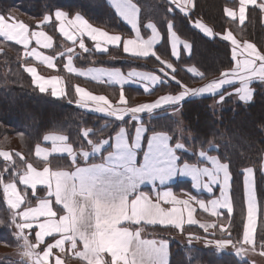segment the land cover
Segmentation results:
<instances>
[{
    "label": "snow or ice",
    "instance_id": "1",
    "mask_svg": "<svg viewBox=\"0 0 264 264\" xmlns=\"http://www.w3.org/2000/svg\"><path fill=\"white\" fill-rule=\"evenodd\" d=\"M111 3L117 13L131 24L137 39L122 41L121 35L109 34L99 27H94L78 11L71 15L70 10L56 8L45 14L41 23L47 24L53 21L54 17V21L58 23V31L73 43L78 39L79 48L85 53L91 52L83 39L87 36L94 42L97 52L106 53L108 46H118L122 43L125 54H131L136 58L155 57L161 65L159 72L162 75L145 72H129L125 75L118 69L104 72L103 75H106L110 82L120 86L118 101L115 104L104 95H94L79 86L75 88L76 98L68 99L69 103L80 109L114 118L116 121L123 122L128 117V123L135 124L134 132L129 136L128 128L121 126L114 137L100 135L93 139L96 136L94 129L85 127L81 132L83 142L78 147L69 143V137L66 135L44 136L45 141L51 140L54 145L57 141L62 142L63 146L53 147L52 152L66 153L70 158V167L67 170L52 171L45 166L42 171H38L31 163L27 164L26 172L19 175V182L30 187L34 194L37 185L45 186L48 193V198L41 199L38 207L28 205L17 193L16 183H5L4 177L0 175L5 201L13 210L11 223L15 226L17 237L24 240V255L30 259L31 264H48L53 250L64 251V245L67 243L76 257L85 264H170L169 241L143 238L145 225H160L180 232H184L185 225H198L204 235L189 232L187 234L189 246L193 241L203 240L205 247L211 248L217 255L231 248L236 257H244L249 246L255 248L254 233L257 231L258 214L264 212L258 202L255 186L256 169L253 167L243 169L246 217L242 226V237L233 239L231 224L234 203L229 194L231 180L229 164L203 150L192 155L206 159L210 167L198 166L196 163L182 160V154L189 153L186 143L176 139L168 131L149 129L142 120V114H150L153 110L166 107L172 110L174 116H179L183 112L182 103L189 98L205 95L219 94V102L222 103L226 95L221 90L225 89V86L237 83L240 86L227 95L235 94L239 101L251 103L255 91L250 85L256 81L264 82V50H257L254 44L245 42L243 51L247 53V58L241 63L237 59L239 42L231 31L226 34L214 32L201 20H195L193 27L204 36L209 38L219 36L220 39L229 41L234 46L231 55L235 64L230 69L222 71L218 79L202 87L192 88L178 79L174 65L162 59L154 50L158 35L157 25L149 22L146 27L151 30L152 36L146 40L142 39L135 19L137 6L131 3V0H111ZM170 3L175 5V9L170 8L169 11L178 10L184 17H189L196 8L195 0H170ZM249 5L264 12V0L260 3H257V0H239L241 24L244 23L246 8ZM225 13L232 19L237 17V13L230 8H226ZM167 29L172 39V54L175 56L176 44L180 38L173 30L174 20L167 21ZM30 35L37 37V44H40L39 37L44 33H30L26 23L0 14V36L14 40L27 48ZM43 46L51 47V37H48V42ZM184 48L190 50L191 44L184 42ZM73 51V48H69L66 53H61L67 55L65 67L69 72H77V69L72 67ZM25 55L40 58L42 54L32 49ZM42 59L49 67L53 66V57L43 56ZM26 71L31 74L32 82L40 93H46L48 86H51L53 97L66 96L64 89L56 87L60 77L45 79L37 75L34 67H28ZM187 71L203 78L204 74L196 72L195 68H189ZM78 74L86 75L83 72ZM133 77L136 78L135 81L131 80ZM93 78L98 79V77ZM144 81L153 85L174 84L175 90L153 102L130 106L126 102L124 86L130 82ZM145 91H148L147 87ZM106 146H110L111 150H107L105 154ZM41 151L38 145L36 155L40 156ZM97 154L99 162L91 161L90 157ZM0 156L7 159L9 154L0 152ZM44 159L47 160L48 157L45 156ZM260 172L264 175V162L261 164ZM177 176L191 177L194 189L202 188L209 194L214 193V189L218 186L219 195L205 200L185 192L183 195L187 198L180 199L170 189L159 190L157 182L159 186H165ZM145 184L152 185V192L141 190V186ZM52 198L54 201L50 203ZM21 205L25 206L21 208ZM54 205L62 207L54 211ZM195 206L218 220L224 215L226 222H199L194 217L197 210ZM221 209L226 212L222 213ZM41 217L44 218L43 221L40 220ZM26 229L34 230L35 243L24 235ZM217 232L220 233L219 236ZM57 234L60 236L59 239H55ZM45 237H53L55 243H46ZM78 244H82V250L78 249ZM41 245L44 247L40 248ZM260 248L261 255H264V234L260 236ZM55 264H62L58 257L55 259Z\"/></svg>",
    "mask_w": 264,
    "mask_h": 264
},
{
    "label": "trees",
    "instance_id": "2",
    "mask_svg": "<svg viewBox=\"0 0 264 264\" xmlns=\"http://www.w3.org/2000/svg\"><path fill=\"white\" fill-rule=\"evenodd\" d=\"M140 10L141 27L148 21L157 25L162 34V42L157 52L159 55L168 53L167 21L174 20V31L177 35L191 44V52L182 55L175 62L177 78L189 87L202 81L216 78L222 71L234 66L231 46L219 37L208 38L193 27L191 20L199 19L211 26L214 32L223 33L230 28L240 40L255 43L264 50L263 28L260 11L256 7L248 9L246 22L238 27L224 16V8L230 3L227 0H195L196 8L189 17H184L179 11H169L171 4L167 0H132ZM70 10L71 15L77 11L85 16L93 25L110 33L131 36V29L124 24L108 4L107 0H0V14L15 12L26 20L31 28L42 20L45 14L55 10ZM51 36L54 46L48 51L50 54L60 53L67 46L63 43L56 30L55 22L42 26ZM91 48V43L86 42ZM22 48L14 43L0 39V149L11 151L13 163L9 168L0 162V175L4 181L11 180L13 173L23 169L24 163L31 161L37 166L43 162L33 156L35 145L41 143L46 133H60L69 137V143L78 147L83 138L81 132L85 127L94 129L96 136L109 137L126 122H118L113 118L99 116L86 112L68 99L75 100L74 85H82L89 90L108 96L115 102L119 96V88L96 84L66 74L59 69L64 79V98H55L50 93H40L31 77L24 70ZM109 57L114 61H107ZM125 58L120 48H111L106 54H97L93 50L83 56H76L79 66L91 64L128 68L152 69L159 64L152 58L143 60ZM193 66L203 78L192 77L183 68ZM127 103L134 106L138 100L154 99L155 97L175 90V85H160L148 94L138 88H124ZM254 99L251 103L235 102L225 99L223 109L219 114L213 113L210 106L214 97L190 98L182 103L181 120L185 131L191 134V143L186 145L193 151L206 150L229 164L231 174V193L234 201V213L231 227L233 238L241 237L243 226L242 208V180L243 169H256V191L262 204L264 200V175H261V163L264 156V87L254 86ZM160 111L152 117L149 129L168 131L176 138L179 127L178 121ZM110 147L107 146L105 153ZM91 161L99 160V155L90 157ZM183 160L193 162L194 157L183 155ZM70 158L53 157L48 163L51 167H70ZM6 170V172H4ZM22 189V188H21ZM24 190V189H22ZM25 192L29 194V191ZM42 194L41 189L37 190ZM12 211L7 206L2 185H0V264H29L22 260L4 255L7 252L21 249V239L16 235L15 226L11 223ZM145 231L169 240L170 264H250L247 260L236 257L234 253L217 255L212 250L183 245L171 240L179 231L170 227L145 226ZM184 232L201 234L194 227H187ZM181 232V233H184ZM72 264H83L69 260Z\"/></svg>",
    "mask_w": 264,
    "mask_h": 264
},
{
    "label": "crops",
    "instance_id": "3",
    "mask_svg": "<svg viewBox=\"0 0 264 264\" xmlns=\"http://www.w3.org/2000/svg\"><path fill=\"white\" fill-rule=\"evenodd\" d=\"M169 3H170V0H167ZM230 4L228 6H226L224 8V16L231 22H233L234 24H236L238 27L242 26L246 20H247V14H248V9L251 8V7H255V6H252V5H249L247 8H246V14H245V20H244V23L241 24L240 21H239V0H227ZM108 4L111 6V8L114 10V12L116 13V15L118 16V18L124 23L126 24L132 31V35L131 36H122V41L124 39H137L136 37V33L135 31L132 29V26L131 24H129L127 21H125L118 13H117V10L116 8L112 5L111 3V0H107ZM261 0H257V3H260ZM131 3L135 4L132 0H131ZM171 4V3H170ZM136 5V4H135ZM137 6V5H136ZM171 8L172 9H175V5H172L171 4ZM226 8H230L232 10H234L236 13H237V17L236 19H232L230 17H228L225 13V9ZM257 8V7H256ZM137 9L138 11L135 13V19L137 20L138 22V26H139V29H140V37L142 39H148L152 36V33H151V30L148 29L146 27V25L151 22V21H148L144 24L143 27H141L140 25V10H139V7L137 6ZM259 9V8H258ZM178 11V10H177ZM260 19H261V25H262V28H263V37H264V12H262L260 9ZM5 15L6 17H11L13 20H18L20 22H24L26 23L28 26H29V32H43L44 35L43 36H40L39 37V40L41 41L40 44H37V37L35 36H31L30 35V39H29V43H28V47L25 48L23 45L21 44H18L16 41L14 40H9L8 38L4 37V36H0V39H2L3 41H7V42H11V43H14L18 46H20L23 50H22V59L23 60H26L27 62L25 64H23V68L24 70L26 71V69L28 67H34L36 68L37 70V75L39 76H43L45 79H51L52 77H55V76H58L60 77V80L59 82L57 83L56 87L58 89L62 88L64 89V92H65V84H64V79L62 78L61 74L59 73V69H62V71L66 74H70L74 77H77L79 79H82V80H85V81H89V82H92V83H96V84H102V85H106V86H109V87H116V88H119L120 89V86L115 84V83H112L108 80V77L106 75H103L104 72L106 71H110V70H115V69H118L120 70L122 73H124L125 75H127L129 72H145V73H154V74H157V75H162L160 72H159V68L161 67L159 61H157L155 59V57H152L159 65L156 66V67H153L152 69H142V68H128V69H123V68H120V67H111V66H104V65H97V64H91V65H87V66H79L76 61H75V57L76 56H83L85 54V52H83L82 49L79 48V42H78V39L76 41V43H73L72 41H69L66 37H64L59 31H58V23H56L54 21V17H53V21L55 22V25H56V30L58 32V34L60 35V37L63 39V43L67 46L66 50L64 49L62 52L60 53H55V54H50L48 53L49 50H51L54 46V41L53 39L51 38V47L49 48H45L43 45L44 43H47L48 42V37H51L43 28L42 26L46 25V24H42L40 20L39 22H36L35 24V27L34 28H31L30 24L24 20L23 18H21L20 16H18L15 12L13 11H9L7 12L6 14H3ZM74 15V14H73ZM87 19V18H86ZM196 19H193L191 20V24L193 25V22L195 21ZM11 22V21H10ZM52 22V21H51ZM49 22V23H51ZM47 23V24H49ZM91 23V22H90ZM153 23V22H152ZM92 24V23H91ZM93 25V24H92ZM94 27H97L95 25H93ZM102 29V28H101ZM104 30V29H102ZM174 30V29H173ZM105 31V30H104ZM214 31V30H213ZM228 31H231L233 36L238 40L239 42V47L237 48V59L242 63L246 58H247V53H245L243 51L244 49V43L245 42H249V43H252L254 44V46L257 48V50H261L259 49V47L251 42V41H247V40H240V38H238L234 33L233 31L228 28L227 30H225V32L221 33V34H226ZM109 34H116V33H110L108 32ZM157 37H156V43L154 45V50L157 52V49L159 47V45L161 44L162 42V34L160 33V31L158 30L157 28ZM177 34V33H176ZM117 35H120V34H117ZM178 36V35H177ZM217 37V36H216ZM180 38V37H179ZM209 38V37H208ZM214 38V37H213ZM84 39V42H85V45L87 47V44L86 42H89L91 43V50H93L95 53L97 54H106V53H102V52H97L95 51V48H94V42L91 41L87 36L83 37ZM167 40H168V53L166 55H162L161 58L168 61V62H171L174 67H175V62L179 60V58L184 54V55H189L190 52H191V49H185L184 48V42H187L189 43L188 41L186 40H183V39H179V42H177L176 44V48H175V51L177 53V55L173 56V48H172V39L170 38V35H169V32H168V29H167ZM229 43V45L231 46V50L234 46L231 45V43L229 41H227ZM190 44V43H189ZM69 48H73L74 51L72 53L73 55V63H72V67L77 69V72H69L67 70V68L65 67V64L67 63V55H61V53H66L67 50ZM111 48H120L122 50V53L123 55L125 56V58H121V59H118L119 61H127L128 59H138V60H143V59H146V58H136L134 56H132L131 54H125L123 52V45L122 43L118 46H108V51L109 49ZM32 49H35L38 53H41V57L38 58L36 56H33V55H25L26 52H31ZM158 54V52H157ZM159 55V54H158ZM43 56H49V57H53V66L52 67H49L48 64L42 59ZM149 58V57H148ZM116 60L115 58H112V57H109L107 59V61H114ZM234 64H235V61H234ZM176 68V67H175ZM189 68H194L193 66H186L184 67L183 69L189 74L191 75L192 77H198L196 75V73L194 72H189L187 71ZM170 71V70H169ZM226 71V70H225ZM27 72V71H26ZM79 72H83V73H86V75H79L78 73ZM196 72L197 69H196ZM28 73V72H27ZM28 75L31 77L32 79V76L31 74L28 73ZM220 76V75H219ZM216 77V78H213V79H210L208 81H202V82H199L197 83L195 86H192V88H199V87H202L204 86L205 84L211 82L212 80L214 79H218L219 78ZM93 77H98V79H94ZM199 78V77H198ZM135 77L131 78L132 81H135ZM103 81V82H101ZM256 84H259V85H262L264 87V82H259V81H256L254 83H252L250 86L254 89V86ZM79 86V87H83L86 91H91L94 95H104L106 96L105 94H102V93H99V92H95V91H92V90H89L88 88L82 86V85H79V84H75L74 85V93H75V88ZM158 86L160 85H153L152 83L148 82V81H144V82H130L129 84H126L124 86V88L126 87H132V88H138L140 89L143 94H148L150 92H152L155 88H157ZM240 85L237 83V84H234L232 86H225V89H222L221 91L222 92H225V95L228 97H230L229 99L235 101V102H240V103H243L245 104V102H241L239 101L238 97L233 94V95H227L228 92H234V89L236 87H239ZM145 87H147L148 91H145ZM120 91V90H119ZM48 93L51 94V86H48ZM166 94H169V93H164V94H161L157 97H155L154 99H146V100H138L136 102L135 105H138L140 103H150V102H153L155 101L156 99L160 98L161 96L163 95H166ZM214 96V95H213ZM212 96V97H213ZM108 97V96H106ZM119 97V96H118ZM202 97H211L209 95H205V96H202ZM56 98V97H55ZM75 98H76V93H75ZM109 98V97H108ZM200 98V97H199ZM110 99V98H109ZM190 99V98H189ZM111 100V99H110ZM188 100V99H187ZM118 101V98L117 100ZM115 101V102H116ZM115 102H113L115 104ZM126 102H127V99H126ZM219 102V101H218ZM134 105V106H135ZM86 112H89L91 114H95V115H99V116H104L103 114H100V113H96V112H92L90 110H87V109H82ZM160 111H165V113H167L168 115H170L171 117L172 116V110L169 109V108H166V107H162L161 109H156V110H153L152 113H146V114H142V120L143 122L145 123V125L149 128V122L151 120L152 117H155L156 115H158V113ZM172 113V114H171ZM104 117H107V116H104ZM111 118V117H109ZM174 118V117H173ZM114 119V118H113ZM176 119V118H175ZM118 122H121V121H118ZM123 122H126L125 125H121V126H125L128 128V134L129 136H132L133 135V132H134V127H135V124L132 123V124H129L128 123V117L125 118V121ZM121 122V123H123ZM183 123V122H182ZM120 126V127H121ZM178 130V129H177ZM185 130V129H184ZM118 131V130H117ZM116 133V132H115ZM115 133L112 135V137H114ZM151 134V133H149ZM179 134V132H178ZM177 134V131H176V139H179V135ZM51 136V135H63V134H60V133H46L44 136ZM43 136V137H44ZM114 142V141H113ZM144 144L146 146V139L144 141ZM40 146V148L42 149L41 151V154L40 156H37L36 155V148L37 146ZM63 146L62 145V142H59L57 141L55 143V145L53 144V142L51 140L49 141H45L43 138H42V141L41 143H38L37 145H35L34 147V151H33V156L34 158L37 160V161H41L43 162V165L40 167V166H37L36 164H34L33 162L31 161H26L24 163V167L23 169H20L19 171H16L14 172L16 175H13V178L11 180H8V181H5V183L7 182H15L16 183V186H17V193L19 195L22 196V198L25 199L26 203L32 207H38L39 206V201L41 199H46L48 198V193H47V190H46V187L43 186V185H37V189L35 191V194L33 193V190L30 188V187H26L25 185L21 184L19 182V175H22L26 172L27 170V164L31 163L33 165V167H35L38 171H42L43 170V167L45 166H48L50 168V170L52 171H56V170H67L68 168H65V167H57V168H53L49 165L48 161L50 158H53V157H68L66 153H58V152H52V148L53 147H61ZM187 146V145H186ZM107 147V146H106ZM110 147V146H109ZM188 147V146H187ZM47 150V151H43V150ZM188 149H191V147L189 146ZM111 150V148L109 149ZM201 151V150H198V151H191L189 150V153L187 154L188 156H193L194 157V160L193 162H190V163H196L198 166H211L210 163L206 160V159H203V158H200L198 155H192V153H197ZM203 151H206V150H203ZM0 152H7L9 154L8 158L6 159L5 157L3 156H0V162H4L6 164V166L10 167L13 163V160H12V155H11V151L9 150H1L0 149ZM207 152V151H206ZM106 154V153H105ZM183 155L185 154H182V160H183ZM209 155H213V154H209ZM47 156L48 159L45 160L44 157ZM216 156V155H214ZM69 158V157H68ZM93 162H99V160H96V161H93ZM223 162V161H222ZM11 163V164H10ZM225 163V162H224ZM231 175V174H230ZM244 176H243V180H242V196H243V201H242V208H243V223L245 222V217H246V204H245V198H244ZM192 184H193V181L191 179V177L189 176H177L175 178H173V180H170L167 185L165 186H159L158 182H157V185H158V188L159 190L163 191L165 190L166 188L167 189H170L172 190L178 198L180 199H186L187 197L184 196L183 194L185 192H190L192 195H196L198 198H202V199H210V198H214L215 196H218L219 195V187L217 186L215 189H214V193L212 194H209L207 193L204 189H194L192 187ZM255 186H256V182H255ZM24 190H22V189ZM41 189L43 191V193L40 195L37 193V190ZM26 191H29L30 193L27 194ZM141 190L142 191H145V192H152V185L151 184H145V185H142L141 186ZM2 191H3V185H2ZM229 194L233 200V197H232V193H231V180H230V191H229ZM3 196H4V193H3ZM5 200V198H4ZM54 201V198H52V200H50V203H52ZM6 202V201H5ZM258 202L261 206L262 209H264V200L261 204L260 200H259V197H258ZM234 203V201H233ZM7 204V203H6ZM8 206V205H7ZM25 205H21V208H23ZM165 207H170L169 205H164ZM9 207V206H8ZM62 206H53V210L56 211L57 208H61ZM177 207H180V206H177ZM196 207V213H194V217L199 221V222H202V223H208V222H216V223H220V222H226L225 221V217L224 215H222L220 217V219L218 220L217 218L215 217H211L210 215H208L207 213H203L202 210H200L198 208V206H195ZM10 208V207H9ZM11 209V208H10ZM12 213H13V210L11 209ZM222 213H225L226 210H223L221 209L220 210ZM62 214V213H61ZM185 215H186V212H185ZM58 218V217H57ZM41 221L44 220L43 217L40 218ZM145 226H148V225H145ZM156 226H160V225H156ZM135 227V226H134ZM152 227V226H150ZM160 227H163V226H160ZM187 227H194L196 229H198L199 231H201L202 233L199 234L201 236L204 235L202 229H200L198 227V225H192V226H189V225H185V228ZM38 230V229H36ZM179 231V230H178ZM211 231V230H210ZM189 232H184V233H181L179 231V234L183 235L185 238H187V234ZM193 233V232H191ZM179 234H176V235H179ZM264 234V212H262L261 214H258V218H257V231L254 233V235L256 236V245H255V248L253 249L252 247L249 246L248 248V252L247 254L244 256L245 259H242V260H246L250 263V264H264V255H261V251L262 249L260 248V236ZM24 235L28 236L29 240L32 242V243H35V232L34 230H28L26 229L24 231ZM217 235L219 236L220 233L217 232ZM175 236V235H174ZM173 237V236H172ZM241 237H242V233H241ZM60 236L57 234L55 236V239H59ZM143 238H147V239H166V238H160L158 237L157 235H154V234H150L148 232L145 231V228H144V233H143ZM21 239V238H20ZM55 239H53V237H45V241L46 243H55ZM234 239V238H233ZM168 240V239H167ZM169 241V240H168ZM203 241V240H201ZM197 242V241H196ZM44 245H41L40 248H43ZM194 247H197V248H203V249H208V250H212V249H209V248H204V247H199V246H196L194 245ZM21 249L25 251V248H24V240L21 239ZM78 249L82 250V244H78ZM39 251V249H37ZM227 251H232L231 248L227 249L225 251V253H232V252H227ZM224 253V252H223ZM59 258L62 262V264H72L70 262H68L69 260H75V261H78V262H81L83 264H85L84 261L80 260L78 257H76L75 255V252L73 250L70 249V246L66 243L64 245V251H61L60 249H54L53 250V253L50 255L49 257V260H48V264H55V259L56 258ZM240 258V257H239ZM241 259V258H240Z\"/></svg>",
    "mask_w": 264,
    "mask_h": 264
},
{
    "label": "rangeland",
    "instance_id": "4",
    "mask_svg": "<svg viewBox=\"0 0 264 264\" xmlns=\"http://www.w3.org/2000/svg\"><path fill=\"white\" fill-rule=\"evenodd\" d=\"M196 20H199V19H196ZM202 21V20H201ZM203 22V21H202ZM204 23V22H203ZM206 24V23H205ZM208 25V24H207ZM209 26V25H208ZM209 27H211V26H209ZM217 37H219V36H217ZM220 38V37H219ZM67 48H65V50H66ZM225 93V92H224ZM214 97V100H213V102L211 103V106H210V108H211V110H212V112L213 113H217V114H219L220 112H221V110L223 109V102L225 101H223L222 103L221 102H218L219 101V94H217V95H214L213 96ZM230 97L228 96H226V99H229ZM172 114V113H171ZM172 116L174 117V118H176V120L178 121V123H179V127H178V130H177V134H178V132H179V139H181L182 140V142H185V143H191V139H192V136H191V134H189V133H187L184 129H185V126H184V124L182 123V120H181V115H179V116H174L173 114H172ZM181 130H182V132H181ZM189 150H191V151H193L192 149H189ZM209 154H213V155H215L214 153H212V152H209ZM262 162H264V156H263V159H262ZM11 164V163H10ZM262 164V163H261ZM5 168H9L8 166H5ZM4 172H6V170H4ZM171 240H173V241H176V242H179V243H181V244H183V245H188V243H187V238H185L183 235H181V234H179V235H175V236H173V237H171ZM194 245H196V246H199V247H204V248H209V247H205V245H204V242L203 241H199V242H196V241H193V243H192V245L191 246H194ZM189 246V245H188ZM209 249H211V248H209ZM24 250H22V249H19V250H14V251H11V252H7V253H5L4 255H6V256H8V257H10V258H15V259H18V260H22V261H24V262H28L29 264H31V261H30V259L27 257V256H25L24 255ZM227 252H232V253H234L233 252V250L232 251H227ZM241 258V257H240ZM241 259H245L244 257H242ZM247 260V259H246Z\"/></svg>",
    "mask_w": 264,
    "mask_h": 264
}]
</instances>
